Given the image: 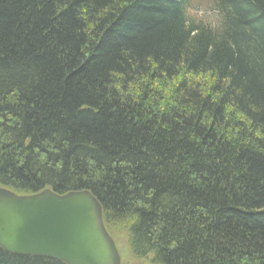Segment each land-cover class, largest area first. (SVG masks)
<instances>
[{
    "label": "trees",
    "instance_id": "16d2710c",
    "mask_svg": "<svg viewBox=\"0 0 264 264\" xmlns=\"http://www.w3.org/2000/svg\"><path fill=\"white\" fill-rule=\"evenodd\" d=\"M190 1L0 0V185L89 189L156 264H264V0Z\"/></svg>",
    "mask_w": 264,
    "mask_h": 264
},
{
    "label": "water",
    "instance_id": "95a60500",
    "mask_svg": "<svg viewBox=\"0 0 264 264\" xmlns=\"http://www.w3.org/2000/svg\"><path fill=\"white\" fill-rule=\"evenodd\" d=\"M0 246L66 264H121L102 204L89 189L18 194L0 186Z\"/></svg>",
    "mask_w": 264,
    "mask_h": 264
},
{
    "label": "rangeland",
    "instance_id": "374dc122",
    "mask_svg": "<svg viewBox=\"0 0 264 264\" xmlns=\"http://www.w3.org/2000/svg\"><path fill=\"white\" fill-rule=\"evenodd\" d=\"M217 2V1H216ZM216 4L215 0H191L190 5H194V8L190 10V18H193L196 24H200L202 20V14L203 12L212 9L213 5ZM203 8H206L203 10ZM200 10H203V12H200ZM217 14L212 23H215L217 20ZM212 23H206L204 22L202 25H211ZM107 228L109 233L113 235L114 239L116 240L119 250H120V255H121V264H156L152 256H147L140 258L137 256H134L132 254L130 246H129V232L128 229L122 225L119 224H107Z\"/></svg>",
    "mask_w": 264,
    "mask_h": 264
},
{
    "label": "bare ground",
    "instance_id": "6f19581e",
    "mask_svg": "<svg viewBox=\"0 0 264 264\" xmlns=\"http://www.w3.org/2000/svg\"><path fill=\"white\" fill-rule=\"evenodd\" d=\"M203 16H204V17H202V20H201L200 25L203 24L204 22H206V23H212V22L214 21V19H215L214 16H210V15H203ZM103 220H104V217H103ZM106 228H107V227H106ZM107 232L109 233L108 228H107ZM129 234H130V232H129ZM110 236H111V238L113 239V242H114V244H115V246H116V248H117L118 254L120 255L119 246H118L116 240L114 239L113 235H111V233H110ZM128 243H129V246H130L131 252H133V244L131 243V236H129V242H128ZM136 243H138L139 248L142 247V244H140V243L137 241V239H136ZM132 254H133V253H132ZM134 256H136V254H135ZM147 256H152V259H153V261H154V258H155V254H154V253H148ZM147 256H146V258H147ZM120 257H121V255H120ZM157 258H158V257H157ZM158 260H161V259H158ZM158 260H157V261H158ZM65 264H66V263H65ZM158 264H162V262L158 261Z\"/></svg>",
    "mask_w": 264,
    "mask_h": 264
}]
</instances>
